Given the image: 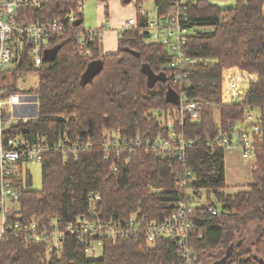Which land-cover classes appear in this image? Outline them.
Segmentation results:
<instances>
[{
    "label": "trees",
    "instance_id": "1",
    "mask_svg": "<svg viewBox=\"0 0 264 264\" xmlns=\"http://www.w3.org/2000/svg\"><path fill=\"white\" fill-rule=\"evenodd\" d=\"M79 1L83 0H53L40 12L26 10L30 22H47L53 17L64 22L71 11L76 13V20L54 41L53 50L44 54L39 69L27 56L26 45L19 64L8 73L12 84L7 85L3 96L16 92L18 77L36 74L37 87L29 93L38 97V117L9 125L2 135L3 141L20 136L29 143L37 137L56 142L66 136L90 147L68 160L59 153L45 154L40 164L41 189L31 190L27 172L18 215L23 222L32 217L57 216L64 223L85 212L86 197L94 192L101 195L99 212L108 219H126L133 212L148 220L161 219L172 211L167 205L177 198L170 167L192 170L196 174L192 185L208 190L220 206L218 216L195 219L190 248L196 264H206L221 248L234 245L242 226L264 221V129L253 143L255 167L247 191L233 195L222 192L226 188L227 150L207 146V139H232L235 124L244 121L246 109L264 108V0H234L228 8H220L211 0H190L185 11L188 22L184 24L190 31L183 53L196 63L185 81L187 88L167 79L168 53L162 46L147 42L148 35L142 29L147 15L139 11L145 0H121L136 11L137 27L120 34L116 52L101 53L97 36L88 34L92 56L74 54L76 32L84 29L82 12L76 9ZM173 1L153 0L157 17L165 16ZM104 12L107 18V6ZM230 67L255 74L257 79L242 100L224 104L222 74ZM181 89L191 100L204 104L199 121H185L173 129L161 126L158 115L177 108ZM35 114L32 111L28 117ZM172 131L192 143L182 162L146 153L147 142L168 138ZM112 132L142 143L131 155L121 156L115 171L110 170L115 155L111 153L109 161L103 158L106 135ZM17 185L20 187L21 182ZM6 219L9 225L13 217ZM250 245L227 254L220 264H264V230ZM47 249L44 242H25L5 229L0 240V264H153L176 258L171 242L161 239L149 248L142 234L138 239L106 242L99 260L88 259L70 235L65 237L61 256L55 251L47 253Z\"/></svg>",
    "mask_w": 264,
    "mask_h": 264
},
{
    "label": "built area",
    "instance_id": "2",
    "mask_svg": "<svg viewBox=\"0 0 264 264\" xmlns=\"http://www.w3.org/2000/svg\"><path fill=\"white\" fill-rule=\"evenodd\" d=\"M52 1L0 0V82L3 81V76L19 64L26 45L29 46L27 56L33 66L39 69L44 54L53 50L54 41L61 38L67 31V25H72L76 20V13L73 11L69 13L64 22L55 17L47 22H40L38 19L30 22L29 18H26V10L40 12ZM189 2L190 0H174L172 7L175 8V13L155 19L147 18L142 27L148 35L147 42L162 46L169 55L167 79L175 86L184 88H187L185 81L188 73L196 63L183 53L185 39L190 31L184 26L188 22L185 11ZM83 7L84 1H79L76 5L79 12H82ZM136 27V19H129L122 32ZM88 34L96 36L97 33L85 29L76 32L74 54H80L84 58L92 56V50L88 47L91 41ZM230 74L231 76H227L225 72L222 74L221 95L224 104H232L237 99L239 102L246 92L245 89L240 88L243 82L240 73L233 71L228 73ZM6 87L7 85L0 86V240L6 229L14 234V237L25 242L46 243L48 253L62 250L66 235H70L76 238L78 246L82 247L83 252L88 256L96 247L103 249L106 242L116 243L121 240L138 239L142 234L149 248H153L155 243L161 239L171 242L174 246L175 261L153 264L197 263V258L190 248V240L197 227L195 219L201 216H218L220 206L209 204L212 195L208 190L192 185L196 181V174L192 170L170 167L171 175L175 180L177 198L167 205L172 211L161 219L148 220L138 212H133L126 219H108L101 216L99 212L101 195L91 192L86 197L85 212L70 221L61 223L60 218L54 216L49 219L32 217L23 222L18 212L21 192L25 188L23 178L28 172L27 166L33 163L41 164L43 156L51 152L61 154L65 160L70 157L75 158L90 145L89 143L72 142L66 136L56 142L37 137L34 142L29 143L20 136L3 141L2 133L5 127L14 121H27L25 120L27 115L36 109L38 102L37 95L18 91L17 88L15 93L4 97L3 94L7 92ZM181 90L177 108L171 112L162 113L164 124L170 129L176 125L182 127L185 121L197 123L200 110L204 106L203 103L188 98L186 92ZM9 111L15 118H11ZM243 122L248 123L251 130L245 128L239 130L235 143L232 139L216 138L207 139V146L212 150L217 148L227 150L234 144L241 150L244 160L252 157L254 140L263 133L262 123H253L249 115L245 116ZM141 146L142 143L139 140L131 142L122 138L119 132H112L106 135L103 158L109 161L111 153L115 155L110 166V170L115 171L121 163L123 154L131 155ZM191 147L192 143L185 142L180 133L172 131L168 138L160 137L155 141L147 142L145 151L155 157H171L175 161L182 162L186 149ZM125 160L127 162V158ZM18 181L21 182L20 187L17 185ZM8 216L13 217L9 225L6 223Z\"/></svg>",
    "mask_w": 264,
    "mask_h": 264
},
{
    "label": "rangeland",
    "instance_id": "3",
    "mask_svg": "<svg viewBox=\"0 0 264 264\" xmlns=\"http://www.w3.org/2000/svg\"><path fill=\"white\" fill-rule=\"evenodd\" d=\"M97 1V0H96ZM94 0H85L84 7H83V26L86 28H92L94 24L97 23L98 20V11L95 7ZM86 2V5H85ZM211 2L217 5L220 8H228L234 5V0H211ZM126 7L125 9L129 10L128 7L132 10L133 7L129 4L123 5ZM139 11L141 14H146L147 18L155 19L157 17V10H155L153 0H145L140 7ZM175 13V8L171 7V9L164 15H172ZM147 43V42H146ZM227 76L228 73L233 71L240 73L241 77H243V82L240 84V88L248 90L250 84L257 79L255 74L241 71L236 67H230L223 70ZM223 72V74H224ZM166 76V74H165ZM226 76V77H227ZM3 81L0 82V86L3 85H10L12 84V77L9 74H6L2 77ZM38 84V77L36 74H25L21 75L17 79V90L23 91L24 93H29L30 89H35ZM15 93V92H14ZM246 93V92H245ZM31 94V93H29ZM222 99V95H221ZM227 100V98L225 97ZM224 99V100H225ZM238 102V99L237 101ZM171 112V111H167ZM8 114V112H6ZM154 115H157L156 112H151ZM11 118H15V116L10 113ZM169 116L170 113H168ZM217 115V114H216ZM249 115L253 121V123H264V108L263 109H246V116ZM217 117V116H216ZM158 120L161 126L166 127L164 124V117L162 113L158 115ZM167 128V127H166ZM251 130V126L246 122H239L235 124L234 128V135H233V143H235L236 139L238 138L237 132L242 129ZM264 129V128H263ZM224 174H225V182L226 188L222 191L225 194H236L238 192L247 191L249 186L252 184L251 173L255 167V161L253 156L249 157L247 160H244L241 156V150L233 144V147L227 149L224 158ZM27 170L31 176V190L39 191L41 189V166L39 163L29 164L27 166ZM25 181V177L23 178ZM205 199V197H203ZM210 202L214 203L215 205H219L218 201L213 197L210 196ZM0 230H1V223H0ZM264 230V221L262 222H248L244 226L241 227L238 234L235 237V241L232 245L228 248H221L219 251L215 253V258L206 264H220L223 259L227 257V254H231L234 252H239L242 250H246L251 247V243L260 235V232ZM58 256H61L62 250L56 251ZM102 257V249L100 247H96L93 252H91L87 258L93 260H99Z\"/></svg>",
    "mask_w": 264,
    "mask_h": 264
},
{
    "label": "crops",
    "instance_id": "4",
    "mask_svg": "<svg viewBox=\"0 0 264 264\" xmlns=\"http://www.w3.org/2000/svg\"><path fill=\"white\" fill-rule=\"evenodd\" d=\"M85 5H86V2H85ZM105 6H107L108 8L107 18L105 17V12H104ZM95 7L97 8V11H98L97 23L94 24L92 28L88 27L86 29L87 31L97 33L96 36H97V39L100 45L101 53L103 54L114 53L117 50V41H118L120 34L123 31V27L126 21L129 19H135L136 11L134 9L131 10L129 7H128L129 10L125 9L126 7H123L121 5V0H108L106 3H103L97 0L95 2ZM83 12H82V19H83ZM83 28L85 29L84 26ZM90 70H91L90 72H92L93 68H91ZM38 107H39V103L37 102L36 109L34 110V112L36 113L35 116L29 118L28 117L30 115L29 113V115H27V119L25 120L37 119ZM14 123H16V121H14L12 124Z\"/></svg>",
    "mask_w": 264,
    "mask_h": 264
},
{
    "label": "water",
    "instance_id": "5",
    "mask_svg": "<svg viewBox=\"0 0 264 264\" xmlns=\"http://www.w3.org/2000/svg\"><path fill=\"white\" fill-rule=\"evenodd\" d=\"M92 72H93V71H92ZM92 72H90V74H91Z\"/></svg>",
    "mask_w": 264,
    "mask_h": 264
}]
</instances>
